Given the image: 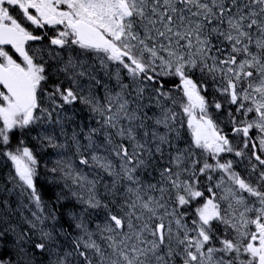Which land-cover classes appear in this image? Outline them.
I'll return each mask as SVG.
<instances>
[{
	"label": "snow or ice",
	"instance_id": "1",
	"mask_svg": "<svg viewBox=\"0 0 264 264\" xmlns=\"http://www.w3.org/2000/svg\"><path fill=\"white\" fill-rule=\"evenodd\" d=\"M0 264H264V0H0Z\"/></svg>",
	"mask_w": 264,
	"mask_h": 264
}]
</instances>
